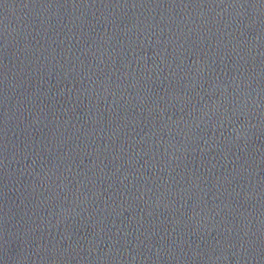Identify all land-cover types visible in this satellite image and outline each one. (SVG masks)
<instances>
[{"label":"water","instance_id":"1","mask_svg":"<svg viewBox=\"0 0 264 264\" xmlns=\"http://www.w3.org/2000/svg\"><path fill=\"white\" fill-rule=\"evenodd\" d=\"M0 264H264V0H0Z\"/></svg>","mask_w":264,"mask_h":264}]
</instances>
